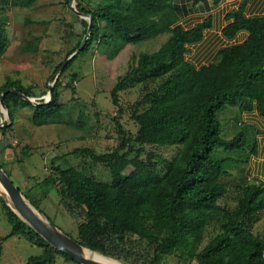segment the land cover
<instances>
[{
    "label": "trees",
    "instance_id": "trees-1",
    "mask_svg": "<svg viewBox=\"0 0 264 264\" xmlns=\"http://www.w3.org/2000/svg\"><path fill=\"white\" fill-rule=\"evenodd\" d=\"M35 1L0 0V57L9 44L3 11L9 5L28 7ZM102 1L97 8L76 3L78 11L90 16L91 31L84 48L61 72L64 73L93 42L121 47L168 33L166 40L155 51L140 53L134 59L112 87L110 99L117 107L121 91L138 82L155 83L143 99L135 103L131 115L138 126L134 142L141 146H178L177 153L168 162L152 155L165 166L162 175L150 162L140 159L144 152L142 147L136 148L134 156L129 158L126 152L121 151L129 148L130 139L125 137L121 125L114 118L121 136L115 150L97 154L84 147L70 152L106 166L111 178L109 183L96 181L72 166L60 167L55 162L64 158L65 154L51 159L50 174L34 186L46 196L52 187L60 185L62 193L82 208L84 221L77 225L78 239L75 240L86 252L106 257L105 241L110 236L122 241L127 235H135L154 246L149 264H160L164 256L175 252L184 259L193 258L197 264H264V239L253 234L248 226L257 222L264 210V184L257 179L251 182L249 178L241 180V185L236 187L235 206L232 209L221 207L218 200L229 191L227 184L219 179L229 177L230 172L224 169V165L234 160L219 158L215 154L216 148L235 151L245 147L249 150L248 157L255 153V135L262 128L245 125L236 115L230 126L224 128L230 136L223 139L217 114L227 106L229 109L238 107L239 111L256 110L264 118V13L247 16L244 12L245 0L227 13V23L220 32L223 40L232 43L220 47L209 63L196 66L186 58V54L189 46L201 43L204 32L211 29L210 16L184 27L178 22L177 9L171 0ZM213 1L216 3L218 0ZM63 2L68 5V0ZM80 21L85 35L88 20L80 18ZM241 32L246 36L237 41L236 37ZM80 43L81 40L67 57ZM62 63L54 69V74ZM60 87V79H57L51 91V101L33 106L8 91L14 88L31 97V90L19 80L6 78L0 85V95L7 91L3 101L12 123L11 108L20 105L31 110V122L39 127L62 116L64 105L59 102ZM140 106L145 107L140 111ZM5 129L0 128V132ZM30 153L31 147L23 145L20 149L22 157L16 161L22 162ZM0 165L3 168L1 162ZM128 166L132 170L126 173ZM235 171L239 175L240 170ZM24 196L53 223L37 200L27 194ZM0 207L11 226L4 239L21 236L41 249L38 256L29 257L24 264H53L56 255L66 256L21 220L1 195ZM211 220L221 223L220 232L200 248Z\"/></svg>",
    "mask_w": 264,
    "mask_h": 264
},
{
    "label": "rangeland",
    "instance_id": "rangeland-1",
    "mask_svg": "<svg viewBox=\"0 0 264 264\" xmlns=\"http://www.w3.org/2000/svg\"><path fill=\"white\" fill-rule=\"evenodd\" d=\"M171 1L174 2V0ZM76 3L84 7L97 8L103 1L73 0L74 6ZM215 6L212 3L210 8ZM203 10L191 9L190 18L185 21L178 20V22H181L180 24L184 27H189L204 19L203 14H199ZM218 10L215 24L212 21L211 27L215 30L214 32L211 30L212 32L207 34L206 38L215 33L221 25V14L224 9L219 7ZM3 15L5 16L4 30L9 44L6 52L0 57V85L6 78L19 80L25 88L31 90L30 98L41 101L48 92V84L54 75V69L67 58L71 49L85 36L80 18L63 0H36L28 7L9 5L3 11ZM105 31L106 29L103 28V32ZM215 35L217 37L211 45L209 41L214 37L193 47L189 46L186 58L196 66L204 65L213 60V55L220 47L232 43L223 40L221 34L217 32ZM167 36L168 33H163L147 41L121 47L118 45L108 47L93 42L90 48L80 54L58 77L61 82L59 102L64 105V110L57 120L37 127L31 122V110L28 107L17 105L11 108L14 117L12 125L10 124L11 128L4 126L5 131L0 132V162L10 175L13 184L22 193L37 200L40 208L54 225L73 239H78L77 225L84 221L82 208L71 202L67 194L62 193L63 187L60 185L52 187L46 196L34 186L50 174V161L53 157L67 154L64 158L57 159L55 163L62 168L72 166L96 181L109 183L111 178L106 166L94 163L84 156L71 155L70 152L75 148L84 147L97 154L115 150L121 141V136L114 118L121 125L125 137L130 139L129 148L121 151L126 152L129 158L134 156L136 148L142 147L144 152L140 159L150 162L155 171L162 175L165 172V166L158 163L152 155L168 162L172 161L177 153L178 146H141L134 142L138 126L131 115L135 109V103H139L155 83L138 82L121 91L118 94L117 107L112 105L110 99L112 87L117 79L126 73L134 59L140 53L155 51ZM23 47L30 49L24 50ZM144 107L140 106L139 110L141 111ZM226 109L229 108L226 106L217 114L223 139L230 136L224 130L226 121L223 116ZM238 114L237 119L242 122ZM0 122H7V117L1 112ZM23 145H29L31 153L18 163L16 160L22 157L20 149ZM248 152L247 147L235 151H225L222 148L215 150L219 158L228 157L234 160L227 162L224 169L230 173L239 169V177L242 181L246 178ZM131 170L132 168L128 166L125 172L128 173ZM230 177L232 175H229ZM229 178L225 176L220 177L219 180L221 183L229 184L231 183ZM229 189V192L218 200V204L232 209L236 204L237 194L235 193L238 189L233 188V184ZM248 226L253 234L264 239V210L260 214V219ZM220 227L221 223L216 220L208 223L200 248L220 232ZM10 230L11 226L0 207V264H24L29 257L38 256L41 253L39 247L21 236L4 239ZM105 243L108 256L102 255V258L118 264H149L153 256L154 246L135 235H127L122 241L110 236ZM53 264L78 263L67 256L56 255ZM160 264L197 263L193 258L184 259L175 252L164 256Z\"/></svg>",
    "mask_w": 264,
    "mask_h": 264
},
{
    "label": "water",
    "instance_id": "water-1",
    "mask_svg": "<svg viewBox=\"0 0 264 264\" xmlns=\"http://www.w3.org/2000/svg\"><path fill=\"white\" fill-rule=\"evenodd\" d=\"M69 7L74 13L82 18L88 20L87 33L81 40L80 46L71 53L65 61L60 65L57 72L50 78L48 84V92L46 96L42 98L43 102L30 98L21 92L10 88L8 91L15 93L20 96L24 101L31 103L33 106H38L42 104H48L52 99V88L56 80L58 79L64 66L72 60L78 53L84 48L86 41L88 39L89 33L91 31L92 20L88 14L80 12L76 9L73 4V0H68ZM7 92V91H6ZM0 95V112L2 115L7 117V122H0V127L9 126L12 122L8 110L4 104L3 97L5 93ZM0 195L3 197L6 205L18 216L21 220L27 223L41 238H43L48 244H50L58 252L66 255L70 260L78 264H102L98 261L86 259L82 257L79 252L82 246L72 237L68 236L66 233L62 232L57 228L52 222H50L38 209H36L30 201L26 199L24 194L16 187L8 175L5 173L0 165Z\"/></svg>",
    "mask_w": 264,
    "mask_h": 264
},
{
    "label": "crops",
    "instance_id": "crops-1",
    "mask_svg": "<svg viewBox=\"0 0 264 264\" xmlns=\"http://www.w3.org/2000/svg\"><path fill=\"white\" fill-rule=\"evenodd\" d=\"M244 0H218L216 3H214L213 0H201L199 2H194V0H174L173 5L177 9V14L180 21H185L188 18H190L189 11L192 9L199 10L204 9L202 13L204 18L207 16H210L212 18L213 24H215L216 21V13L219 12L218 8L224 9V12L221 14V25L216 31L217 34H221L220 30L221 28L227 23V20L225 18L226 14L230 11L238 8V6L243 2ZM212 3L217 6L214 8H210ZM194 8V9H193ZM244 12L247 16H255L260 15L264 13V0H245L244 2ZM200 21V20H199ZM181 23V22H180ZM194 25V24H192ZM191 25V26H192ZM214 32L215 28H211L210 31L207 30L204 32V38L205 40H211L209 41V45H211L214 42V39L217 37L215 33H213L211 36L206 38L207 34H210L212 31ZM246 34L244 32H241L237 35L236 40L242 41L245 38ZM200 44V43H198ZM197 45V44H196ZM195 45H192V47ZM226 113L223 116L225 118L226 124L225 128L230 126V123L232 122L233 118L237 115L239 112V116L242 120V122L245 125H250L257 127V129L262 128L260 130L261 132H257L255 135L254 143H255V153L251 154L248 157L247 164H246V180L247 178L252 179L249 180H259L263 182L264 184V118L260 117L256 110H249V111H239V109H226ZM236 118V117H235ZM229 175H232V177H228L229 181L231 183L227 184L228 191L230 190L229 187L232 186L233 188H236L238 185H241V177L237 174V171L233 170L232 173ZM234 177V178H233ZM233 178V179H232Z\"/></svg>",
    "mask_w": 264,
    "mask_h": 264
},
{
    "label": "bare ground",
    "instance_id": "bare-ground-1",
    "mask_svg": "<svg viewBox=\"0 0 264 264\" xmlns=\"http://www.w3.org/2000/svg\"><path fill=\"white\" fill-rule=\"evenodd\" d=\"M0 190H1V187H0ZM84 247L81 248L79 254L86 258V259H91V260H95V261H98L102 264H118V263H115V262H112V261H109V260H106L105 258H102L103 256L98 254V253H95V252H86L84 251Z\"/></svg>",
    "mask_w": 264,
    "mask_h": 264
}]
</instances>
